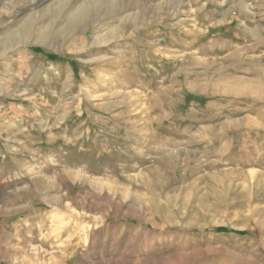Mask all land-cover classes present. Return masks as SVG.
Segmentation results:
<instances>
[{
	"label": "rangeland",
	"instance_id": "rangeland-1",
	"mask_svg": "<svg viewBox=\"0 0 264 264\" xmlns=\"http://www.w3.org/2000/svg\"><path fill=\"white\" fill-rule=\"evenodd\" d=\"M84 1L0 0V264H264V0Z\"/></svg>",
	"mask_w": 264,
	"mask_h": 264
},
{
	"label": "bare ground",
	"instance_id": "bare-ground-1",
	"mask_svg": "<svg viewBox=\"0 0 264 264\" xmlns=\"http://www.w3.org/2000/svg\"><path fill=\"white\" fill-rule=\"evenodd\" d=\"M68 1V0H67ZM138 1V0H137ZM142 1V0H141ZM148 1V0H147ZM143 2V1H142ZM117 0H85L84 3L80 6H77L71 10V12L68 13L67 16V26H70L71 30L77 31L80 29H83V31H87V33L84 34V36H87V34L92 30V26L94 24L95 18H97L99 15L103 16L106 12H109L111 9H113L117 5ZM68 2H60L58 4H52L49 6L48 10L44 12L42 17H44V20H47L53 24L58 25L59 21H57L54 16L56 15L57 18L64 12L67 13V8L69 7L67 5ZM157 5V4H156ZM151 6V5H150ZM162 6V5H161ZM118 7V6H117ZM123 8V7H122ZM117 9V8H116ZM121 9V8H120ZM105 11V13H104ZM113 11V10H112ZM118 11V10H117ZM120 11V10H119ZM143 12V11H142ZM118 13V12H117ZM154 13V12H153ZM66 15V14H65ZM108 15V14H107ZM110 16V15H109ZM108 16V17H109ZM114 16V15H113ZM66 17V16H65ZM105 17V16H104ZM66 19V18H65ZM130 19V17H129ZM133 19V18H132ZM142 19V18H141ZM154 21V20H153ZM152 21V22H153ZM151 22V23H152ZM136 23V22H135ZM129 25V24H128ZM137 25V23H136ZM124 26V25H123ZM32 29L36 28L35 24H29L26 28H23L25 33H28L30 31V28ZM236 29V28H235ZM44 30V34L40 37L43 41H46L47 38H50L52 36V32L50 30ZM21 33V32H20ZM132 34V32H131ZM19 35V33H18ZM134 36V34H132ZM145 35V34H144ZM236 35V33H235ZM259 35V34H258ZM122 37V36H121ZM125 38V37H124ZM260 38V37H259ZM25 40H29V34H26L24 37ZM51 39V38H50ZM97 39V38H96ZM41 41V40H40ZM260 41V40H259ZM187 43V41H186ZM185 44V43H184ZM184 46V45H183ZM141 52V51H140ZM139 53V52H138ZM137 55V54H136ZM233 56V55H232ZM231 56V57H232ZM236 56V55H235ZM141 62V61H140ZM261 65V64H260ZM257 69V68H256ZM259 69V68H258ZM249 72V71H248ZM213 73V72H212ZM219 73V72H218ZM246 73V72H245ZM212 79V78H211ZM239 79V78H238ZM210 80V79H209ZM220 80V79H218ZM222 80V79H221ZM240 80V79H239ZM242 80V79H241ZM233 81V80H232ZM208 82V81H207ZM237 82H240L237 80ZM261 82V81H260ZM227 83V82H226ZM245 83V82H244ZM212 84V83H211ZM216 84V83H215ZM261 84V83H260ZM217 85V84H216ZM220 85V84H219ZM218 85V86H219ZM258 85V84H257ZM215 86V85H214ZM222 86V85H221ZM225 86V85H224ZM243 86V84H242ZM208 87V86H207ZM254 87V85L252 86ZM258 88V86H257ZM264 88V87H263ZM212 89V88H211ZM214 90V89H213ZM218 91V90H217ZM201 93V92H200ZM214 93V92H212ZM211 93V94H212ZM217 93V92H216ZM219 93V92H218ZM260 94V93H259ZM253 95V94H252ZM258 95V92H257ZM261 95V94H260ZM254 97V96H253ZM261 97V96H260ZM255 98V97H254ZM257 99V98H256ZM260 100V99H259ZM264 100V99H263ZM213 145V143H212ZM214 147V146H213Z\"/></svg>",
	"mask_w": 264,
	"mask_h": 264
}]
</instances>
